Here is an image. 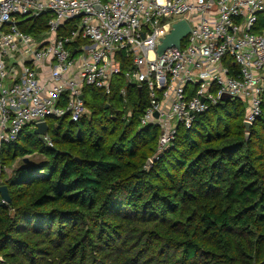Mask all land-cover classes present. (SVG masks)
<instances>
[{
	"label": "trees",
	"instance_id": "obj_1",
	"mask_svg": "<svg viewBox=\"0 0 264 264\" xmlns=\"http://www.w3.org/2000/svg\"><path fill=\"white\" fill-rule=\"evenodd\" d=\"M48 18L20 26L39 36ZM140 89L86 86L87 116L47 120L53 147L31 126L2 145L0 264H264V97L249 139L246 105L230 98L179 125L155 160L160 129L141 126Z\"/></svg>",
	"mask_w": 264,
	"mask_h": 264
},
{
	"label": "built area",
	"instance_id": "obj_2",
	"mask_svg": "<svg viewBox=\"0 0 264 264\" xmlns=\"http://www.w3.org/2000/svg\"><path fill=\"white\" fill-rule=\"evenodd\" d=\"M44 14L48 29L39 36L21 28L24 19ZM262 14L264 0H0V177L8 171L4 143L50 118L79 121L89 113L84 88L110 94L119 77L147 89L141 126L160 129L155 160L179 125L190 128L224 94L245 103V121L253 125L263 113L264 30L256 29ZM181 20L190 33L181 47L159 55ZM121 53L132 63L125 71ZM120 94L128 104L125 87Z\"/></svg>",
	"mask_w": 264,
	"mask_h": 264
},
{
	"label": "water",
	"instance_id": "obj_3",
	"mask_svg": "<svg viewBox=\"0 0 264 264\" xmlns=\"http://www.w3.org/2000/svg\"><path fill=\"white\" fill-rule=\"evenodd\" d=\"M191 28L189 23L186 20H181L174 25L172 32L163 40V43L159 46L158 53L162 55L165 50L171 46L181 47L182 40L190 33ZM231 96L229 94H224L222 99L223 101L230 99ZM108 106V105H107ZM158 116V113H156ZM246 129V139H249L251 136V128L252 124L248 121L244 122ZM35 133L40 136L48 135L49 133V125L47 121H43L37 124L35 128ZM151 161H148L150 164ZM0 192L6 202L11 201V197L9 194L8 186L2 185L0 186Z\"/></svg>",
	"mask_w": 264,
	"mask_h": 264
},
{
	"label": "rangeland",
	"instance_id": "obj_4",
	"mask_svg": "<svg viewBox=\"0 0 264 264\" xmlns=\"http://www.w3.org/2000/svg\"><path fill=\"white\" fill-rule=\"evenodd\" d=\"M42 158H43L42 156H35V157H31V160L39 161V160H41ZM20 163H21L20 160L17 161V162L15 163L14 167H18ZM7 173H8V174H11V173H12V169H9V170L7 171Z\"/></svg>",
	"mask_w": 264,
	"mask_h": 264
}]
</instances>
